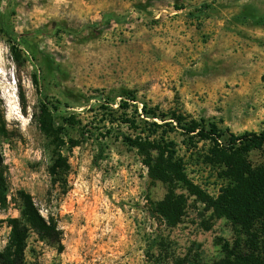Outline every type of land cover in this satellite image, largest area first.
I'll return each mask as SVG.
<instances>
[{
    "label": "rangeland",
    "instance_id": "obj_1",
    "mask_svg": "<svg viewBox=\"0 0 264 264\" xmlns=\"http://www.w3.org/2000/svg\"><path fill=\"white\" fill-rule=\"evenodd\" d=\"M124 91L138 99L128 111ZM142 103L235 135L264 131V0H0V252L29 195L62 248L31 233L27 264L222 258L239 230L180 185L183 223L158 214L170 187L125 142L148 129ZM170 140L188 179L217 198L225 182L202 164L212 145Z\"/></svg>",
    "mask_w": 264,
    "mask_h": 264
},
{
    "label": "trees",
    "instance_id": "obj_2",
    "mask_svg": "<svg viewBox=\"0 0 264 264\" xmlns=\"http://www.w3.org/2000/svg\"><path fill=\"white\" fill-rule=\"evenodd\" d=\"M104 25L97 24L91 29ZM121 98V110L128 111L133 106L130 104L138 102L131 91H124ZM106 104L109 108L110 103ZM138 121L148 129L135 138H126L125 142L142 157L151 179L170 187L165 199L158 204V214L170 227L183 223L187 202L184 195H177L174 189L180 185L205 204L214 217L226 219L239 230L240 238L232 246L222 247V258L213 264H264V162L254 165L249 160L253 152L264 151V131L235 135L205 119L196 121L177 112L163 113L157 108L149 109L145 103H142ZM174 133L196 144L209 142L212 145L202 164L218 169L219 179L225 182L217 198L206 195L188 179L183 159L170 149L173 144L170 135ZM166 154L168 157L164 158ZM59 161L50 167L52 178L59 168L66 166ZM9 226L11 233L5 249L0 252V264H27L26 250L31 233L45 243L62 248L60 229L52 218L47 220L41 215L29 195L23 196L21 218L10 219Z\"/></svg>",
    "mask_w": 264,
    "mask_h": 264
}]
</instances>
